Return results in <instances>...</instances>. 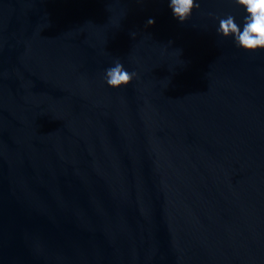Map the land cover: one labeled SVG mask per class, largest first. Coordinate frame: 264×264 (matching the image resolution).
<instances>
[{
  "label": "water",
  "instance_id": "obj_1",
  "mask_svg": "<svg viewBox=\"0 0 264 264\" xmlns=\"http://www.w3.org/2000/svg\"><path fill=\"white\" fill-rule=\"evenodd\" d=\"M197 2L0 0V264H264V50Z\"/></svg>",
  "mask_w": 264,
  "mask_h": 264
},
{
  "label": "clouds",
  "instance_id": "obj_2",
  "mask_svg": "<svg viewBox=\"0 0 264 264\" xmlns=\"http://www.w3.org/2000/svg\"><path fill=\"white\" fill-rule=\"evenodd\" d=\"M232 2L246 10L243 27L241 28L236 22L233 15L228 14L225 17H215L219 20L217 33L224 38H233L236 47L245 51L264 50V0H232ZM169 7L174 17L183 23L190 19L194 9L200 8V4L197 0H169ZM154 23L153 19L148 20L149 25ZM136 76L137 73L127 71L121 60L116 59L113 65L105 70L104 80L111 88L120 89L130 84Z\"/></svg>",
  "mask_w": 264,
  "mask_h": 264
}]
</instances>
